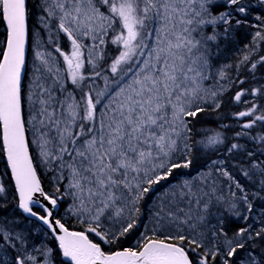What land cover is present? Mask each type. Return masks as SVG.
Wrapping results in <instances>:
<instances>
[{"label": "snow or ice", "instance_id": "obj_1", "mask_svg": "<svg viewBox=\"0 0 264 264\" xmlns=\"http://www.w3.org/2000/svg\"><path fill=\"white\" fill-rule=\"evenodd\" d=\"M0 264H264V0H0Z\"/></svg>", "mask_w": 264, "mask_h": 264}, {"label": "trees", "instance_id": "obj_2", "mask_svg": "<svg viewBox=\"0 0 264 264\" xmlns=\"http://www.w3.org/2000/svg\"><path fill=\"white\" fill-rule=\"evenodd\" d=\"M247 39H243L242 43L239 45L240 48L243 47V43H246ZM239 53H237L234 49H230L227 53H226V58L228 60H231L234 56L238 55Z\"/></svg>", "mask_w": 264, "mask_h": 264}]
</instances>
